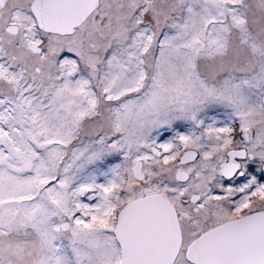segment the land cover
<instances>
[{"label":"snow or ice","instance_id":"obj_1","mask_svg":"<svg viewBox=\"0 0 264 264\" xmlns=\"http://www.w3.org/2000/svg\"><path fill=\"white\" fill-rule=\"evenodd\" d=\"M0 264H264V0H0Z\"/></svg>","mask_w":264,"mask_h":264}]
</instances>
